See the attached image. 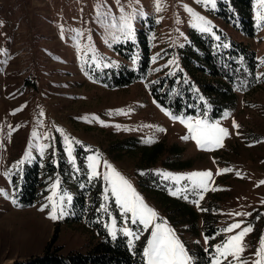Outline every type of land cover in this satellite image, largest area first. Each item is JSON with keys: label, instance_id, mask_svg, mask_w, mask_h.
<instances>
[{"label": "rangeland", "instance_id": "obj_1", "mask_svg": "<svg viewBox=\"0 0 264 264\" xmlns=\"http://www.w3.org/2000/svg\"><path fill=\"white\" fill-rule=\"evenodd\" d=\"M225 1L216 0L213 7L196 0H159L158 10L157 0H0V190L7 193V198L0 194V264L22 262L46 247L62 254L88 252L100 240L92 220L100 222L111 238V232L117 237L124 235L123 228L132 229L145 248L152 228L141 230L142 225L131 223L130 214L123 215L104 180L109 171L105 163L157 212L154 223L163 222L174 231L192 264H213L216 247L248 226L252 231L243 238L240 260L254 264L264 237V80L247 92L236 91L234 107L225 108L216 118L172 116L155 103L145 78L114 88L100 82L104 71L122 65L137 68L142 32L150 49V71L176 70V48L188 41L190 30L201 32L185 6L210 21L212 31L202 33L218 45L242 42L254 51L260 66L264 21L258 22L257 12L262 6L252 0L249 16L255 33L248 36L216 14L219 2ZM122 14H134V37L126 38L111 26L113 18L119 26ZM113 34L119 39H113ZM122 46H132V51ZM262 68L256 71L258 76ZM189 117L227 129L222 146L199 147L181 122ZM93 156L99 161L97 176L89 168ZM34 163L39 166L43 191L33 205L20 208L16 193L25 168ZM48 163L53 172L49 173ZM202 171L212 173L206 192H192L189 181L170 178ZM57 182V196L67 194L72 201L65 209L68 215L54 221L49 218L48 198ZM79 190L86 196L85 205L73 207ZM95 192L96 205L91 201ZM166 197H181L193 205L198 219L192 230L186 217L164 206ZM206 210L217 216V231L211 238L204 230ZM80 212L88 221L71 220ZM236 223L241 227L224 231ZM229 261L239 264L231 256L223 264Z\"/></svg>", "mask_w": 264, "mask_h": 264}, {"label": "trees", "instance_id": "obj_2", "mask_svg": "<svg viewBox=\"0 0 264 264\" xmlns=\"http://www.w3.org/2000/svg\"><path fill=\"white\" fill-rule=\"evenodd\" d=\"M251 3L252 0L219 2L216 14L225 21L231 22L245 35L253 36L254 24L249 16ZM189 32L188 41L175 50L179 61L176 70L168 72L167 69L161 68L157 72L150 71V49L146 34L142 32V36L138 37L140 55L137 68L132 69L122 65L115 70L104 71L100 82L105 83L108 88H114L127 86L145 78L148 91L155 103L164 107L172 116L216 118L225 108L234 107L236 91L247 92L248 88L254 86L257 81L264 80V57L262 64L258 66L254 51L242 42L231 41L229 46L225 47L218 45L208 34L192 30ZM124 48L128 52L132 51V46ZM115 49L120 55H125L120 45H116ZM260 67H263L262 74L258 76L256 71ZM60 163L64 164L63 161ZM48 166L49 173L53 172L54 166L51 163H48ZM21 181L16 193L17 202L20 208H25L33 205L43 191L37 163L25 168ZM97 195L98 193L95 192L91 199L94 205L98 201H96ZM166 198L167 202L164 206L168 211L176 212L180 218L186 217L192 230L198 219L193 205L185 202L181 197ZM85 199V194L79 190L73 201V207L84 206ZM209 206L207 209L211 208ZM203 216L205 235L211 238L217 231L214 226L217 216L207 210ZM81 219L88 221L81 212L71 220L78 222ZM89 222L100 236V240L90 251H71L62 254L57 248L46 247L44 252L37 256L11 264H146L143 241L136 240L130 244V240L124 235L111 238L100 222L93 220Z\"/></svg>", "mask_w": 264, "mask_h": 264}, {"label": "snow or ice", "instance_id": "obj_3", "mask_svg": "<svg viewBox=\"0 0 264 264\" xmlns=\"http://www.w3.org/2000/svg\"><path fill=\"white\" fill-rule=\"evenodd\" d=\"M197 3L207 5L211 4L215 7L216 0H196ZM259 4L262 6L261 10L257 12V19L259 21H264V0H258ZM157 7L159 10V0H157ZM186 11L194 17L196 20V24L194 25L201 32H210L212 31V27L210 21H207L203 16H200L198 13H195L191 8H187ZM121 13H123V9H121ZM133 15H121L119 26L115 22V18H113L112 27L116 28L118 32H120L124 37H134V32L132 28V19ZM258 26L259 23H258ZM77 35H81L77 33ZM113 39H119L118 36L113 34ZM219 39V37H217ZM227 47L228 45H224ZM78 51L80 49L78 48ZM92 60L95 62L97 60V56L95 53L92 55ZM174 119L176 117H173ZM93 119H96L95 117ZM182 123L186 124L188 132L191 135V138L195 140L196 144L201 148H211L213 146H222V140L224 137L228 135L227 129L219 127L218 124H210L206 120L203 119H193L189 117L187 122L181 120ZM234 127L238 128V125L234 124ZM163 131V129H160ZM33 136H37V133H33ZM47 138V137H45ZM67 140V137L65 138ZM183 139H189V136L183 137ZM72 141H68L67 143V151L69 157L72 154L71 148ZM43 152V148H41V153ZM30 156V153H26V157ZM90 164L89 168L92 171V176H97V165L99 161L95 156L89 157ZM23 160L19 163L23 164ZM105 167L108 168V173L104 175V180L108 182L110 185L111 195L115 198L117 205L122 209L124 216H129L130 221L133 225L139 224L142 225L144 229L152 228L151 238L147 241V246L143 250V255L146 258V264H192V258L189 256L186 251L184 245L176 238L174 231L167 227L163 222L154 223L157 220V212L149 207L143 198L136 193L135 189L129 183L127 179H125L119 172H117L111 165L105 163ZM166 178L170 177L168 173H161ZM212 173L210 171H202V172H192L187 176H174L170 177L176 181L187 180L191 183V191H208L209 185L208 181L210 180ZM6 178H10L9 174H6ZM58 183L53 185V194L48 199L51 204V209L49 212V218L52 220L63 219L64 216L68 215L66 212L67 205L71 204L72 197L67 194H62L57 196L56 188ZM189 189H185L188 191ZM0 194L5 195L7 198V193L0 190ZM176 195L177 193H172ZM66 197V199H65ZM187 198V197H185ZM199 199H203V195L199 196ZM12 203L16 205V201L13 200ZM44 209L41 208V211ZM107 211V209H105ZM235 215H250V214H241L236 213ZM240 223H236L230 225L226 228L225 232H231L234 229L240 228ZM124 235L128 237H134L135 240H139L140 236L137 232L133 231L130 228L122 229ZM251 226L245 227L238 234L231 236L228 238L223 245L217 246L215 251L216 255L213 257V264H223V260H227L229 256L233 258V260L239 262V264H249L247 260L241 261L240 255L245 250L244 245L242 243L244 236L251 232ZM113 238H115V232H111ZM206 238V243H207ZM131 244V241H130ZM255 256L257 259L254 261V264H264V237H261L260 247L257 248L255 252ZM223 258V260L221 259ZM228 264H232V261H229Z\"/></svg>", "mask_w": 264, "mask_h": 264}]
</instances>
